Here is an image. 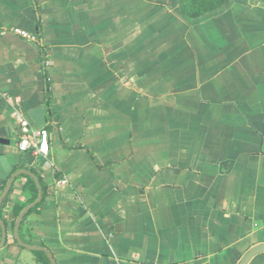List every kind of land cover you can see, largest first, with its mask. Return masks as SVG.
<instances>
[{
	"label": "crops",
	"instance_id": "obj_1",
	"mask_svg": "<svg viewBox=\"0 0 264 264\" xmlns=\"http://www.w3.org/2000/svg\"><path fill=\"white\" fill-rule=\"evenodd\" d=\"M210 1L0 0V194L37 169L20 232L56 264H238L264 243V0ZM19 117L45 157L18 149ZM13 227L0 264H43Z\"/></svg>",
	"mask_w": 264,
	"mask_h": 264
},
{
	"label": "trees",
	"instance_id": "obj_2",
	"mask_svg": "<svg viewBox=\"0 0 264 264\" xmlns=\"http://www.w3.org/2000/svg\"><path fill=\"white\" fill-rule=\"evenodd\" d=\"M222 0H213V6L212 7H217ZM182 2H184V4L182 3L181 6V11L183 13H186L187 10H192L193 12L197 13V12H203L205 10H208L211 7V1L210 0H182ZM46 79V85L47 87L49 86L48 82H47V77L45 76ZM49 93V91L47 92ZM86 149L91 157L93 162L95 163V165L98 168H102V164H100V162L98 161V159L94 156L93 152L87 148ZM32 174H34L36 180L38 181L39 185L42 187V197L40 199V201L35 204L24 216V218L22 219L20 225H19V229H18V234L20 239L26 243L29 244V242L27 240H25L23 238V235L21 234V227L22 224L24 222L25 217L30 214L31 212L37 211L39 209V207L41 206L43 200H44V196H45V191H46V183L43 181V179L41 178V176L39 175L37 169L35 167H28L27 168ZM25 180L23 182V187H22V191L26 197V199L22 202H17L14 203L10 208L8 207L9 202H10V193L12 190V187L10 189V191L8 192V194L4 197V199L1 202L0 205V233H1V223L4 224L5 228L7 229L8 227H13L15 220L17 218V216L19 215V213L21 212V210L29 205L30 203H32L36 198H37V194H38V187H37V183L35 181V179H33L32 177L28 176V175H22ZM43 246V245H40ZM35 254L37 255V257L40 259V261H42L43 264H50V261L46 255V253L42 252V251H34Z\"/></svg>",
	"mask_w": 264,
	"mask_h": 264
},
{
	"label": "built area",
	"instance_id": "obj_3",
	"mask_svg": "<svg viewBox=\"0 0 264 264\" xmlns=\"http://www.w3.org/2000/svg\"><path fill=\"white\" fill-rule=\"evenodd\" d=\"M14 32L24 38H30L31 35L27 31L15 29ZM5 98L4 92L0 89V101ZM18 123V149L20 151L30 153L36 157H45L49 152V133L45 127L34 129L30 126L29 121L24 117H19ZM68 179L65 177H57L54 186L59 187L66 185ZM180 264H193L192 262H184Z\"/></svg>",
	"mask_w": 264,
	"mask_h": 264
},
{
	"label": "water",
	"instance_id": "obj_4",
	"mask_svg": "<svg viewBox=\"0 0 264 264\" xmlns=\"http://www.w3.org/2000/svg\"><path fill=\"white\" fill-rule=\"evenodd\" d=\"M0 142H5L4 139L0 138ZM21 174L24 175H28L30 177H32L33 179H35L36 183H37V187H38V194H37V198L30 203L29 205L25 206L21 212L19 213V215L17 216L15 223H14V227H13V234H14V238L17 241V243L23 247H26L28 249L31 250H37V251H42L44 253H46L50 264H56L52 255L48 252V250L43 247V246H37V245H31V244H26L24 243L18 234V229H19V225L22 221V219L24 218V216L26 215V213L35 205L37 204L41 197H42V187L39 185L38 181L36 180L34 174H32L31 172H29L28 170L25 169H19L17 171H14L11 176L8 178V180L5 183V186L0 194V205L2 200L4 199V197L8 194V192L10 191L13 181ZM6 240V228L4 226L3 223H1V241H0V246L3 245V243ZM264 252V243H260L257 245L252 246L240 259L238 264H248L249 260L256 254Z\"/></svg>",
	"mask_w": 264,
	"mask_h": 264
}]
</instances>
